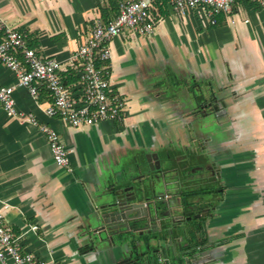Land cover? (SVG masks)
Masks as SVG:
<instances>
[{
  "label": "crops",
  "instance_id": "crops-1",
  "mask_svg": "<svg viewBox=\"0 0 264 264\" xmlns=\"http://www.w3.org/2000/svg\"><path fill=\"white\" fill-rule=\"evenodd\" d=\"M151 11L153 34L127 29L111 44V80L127 100L123 121L72 127L45 113L52 101L46 89L34 99L16 88L18 107L60 133L71 168L55 163L37 126L7 115L0 104L5 223L24 250L48 264H171V252L156 254L163 259L158 263L136 262L123 236L114 243L100 239L93 232L95 203L116 179L119 186H134L140 200L153 197L145 175L148 152L160 153L167 167L179 168L174 173L182 182L189 180L182 177L187 164L174 158L193 149L194 162L207 166L202 185L219 191L206 198L213 207L204 221L205 249L187 264H264V7L239 2L232 13L236 22L222 15L216 26L202 9L183 15L164 5ZM114 15L109 0H0V28L32 35L41 55L64 62L62 72L72 68L67 58L94 21ZM15 82L0 62V86ZM200 94L223 112L203 114ZM178 184L172 177L161 191L176 193Z\"/></svg>",
  "mask_w": 264,
  "mask_h": 264
},
{
  "label": "built area",
  "instance_id": "built-area-1",
  "mask_svg": "<svg viewBox=\"0 0 264 264\" xmlns=\"http://www.w3.org/2000/svg\"><path fill=\"white\" fill-rule=\"evenodd\" d=\"M239 2L264 7V0H120L116 16L108 22L96 19L85 40L67 58L78 76V81L73 84H65L61 78L62 60L41 55L37 48L28 45L27 32L3 25L0 62L16 75V82L0 86V104L7 115L37 126L50 146L55 163L71 168L69 150L60 133L35 113L18 107L14 95L16 88H25L34 99L38 98L41 88L46 89L52 101L44 108L45 113L72 127L91 126L104 121L121 122L126 116L127 100L114 90L111 80V44L114 38L127 29L142 35L153 34L156 20L151 10L160 4L183 15L202 9L209 23L216 25L221 15L235 23L232 13ZM31 228L37 230L38 226L33 224ZM0 264H48L34 252L23 249L19 235L5 223L2 211Z\"/></svg>",
  "mask_w": 264,
  "mask_h": 264
},
{
  "label": "flooded vegetation",
  "instance_id": "flooded-vegetation-1",
  "mask_svg": "<svg viewBox=\"0 0 264 264\" xmlns=\"http://www.w3.org/2000/svg\"><path fill=\"white\" fill-rule=\"evenodd\" d=\"M209 88L212 89L208 85L202 87L204 90ZM200 96L198 109L203 114L223 112L224 109L220 108V105H214V99L204 97L203 94ZM165 157L173 160L169 151ZM146 159L149 172L145 175L151 177V184L154 182L156 189L153 190L152 187L153 197L145 196L140 201L143 202L145 209L155 207L158 211L153 213L148 223L141 221L134 226L135 229L125 231L123 235L135 251V261L145 262L150 259L158 263L163 259L157 258L156 254L168 252L175 255L193 252L195 256L192 260L199 258V254L205 249L202 238L204 221L211 214L213 207L212 201L206 202V198L208 195H217L219 191L218 188L202 185V171L207 166L194 162L196 155L193 149L183 150L174 158L187 164L188 174L182 177L189 180L183 179L182 182L177 173H174L180 171L179 168L167 167L160 153L148 152ZM172 177L179 183V189L176 193L162 192V188ZM140 182L144 191L145 184L142 178Z\"/></svg>",
  "mask_w": 264,
  "mask_h": 264
},
{
  "label": "water",
  "instance_id": "water-1",
  "mask_svg": "<svg viewBox=\"0 0 264 264\" xmlns=\"http://www.w3.org/2000/svg\"><path fill=\"white\" fill-rule=\"evenodd\" d=\"M121 183L118 179L115 180V186L122 185ZM115 186L101 194L99 204L95 203V228L93 230L100 239L113 243L117 235L123 236L125 231L135 229L134 226L141 221L148 223L153 213L158 211L155 207L144 208L134 186H119L118 188ZM152 187L153 190L156 189L154 182H152Z\"/></svg>",
  "mask_w": 264,
  "mask_h": 264
},
{
  "label": "trees",
  "instance_id": "trees-1",
  "mask_svg": "<svg viewBox=\"0 0 264 264\" xmlns=\"http://www.w3.org/2000/svg\"><path fill=\"white\" fill-rule=\"evenodd\" d=\"M110 2V7L111 10H114L115 15L118 13L119 9V3L120 0H109ZM165 4H160L158 6H164ZM103 14L105 13V10L102 9ZM101 20L108 22L109 20H104L103 18H101ZM218 24H220L222 22V15L219 16L218 19ZM216 24V25H218ZM213 25V26H216ZM4 34V30L2 28H0V39L2 37V35ZM27 41H28V45L30 47L36 48L38 46V41L36 39H34V37L30 34H27ZM61 78L64 81L65 84H73L75 82L78 81V76L76 75V71L73 68H69L67 71L61 72ZM48 92V91H47ZM203 243H207L206 239H203ZM195 253L193 252H187V253H181V254H169V262L171 264H187L190 263L192 261V258H194Z\"/></svg>",
  "mask_w": 264,
  "mask_h": 264
}]
</instances>
